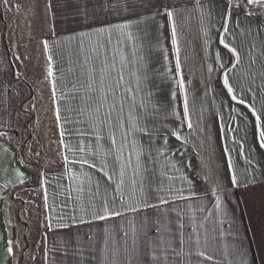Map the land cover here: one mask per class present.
<instances>
[{"label":"crops","instance_id":"0c3cea01","mask_svg":"<svg viewBox=\"0 0 264 264\" xmlns=\"http://www.w3.org/2000/svg\"><path fill=\"white\" fill-rule=\"evenodd\" d=\"M238 4L0 0V264H264V149L251 113L222 83L227 74L238 98L264 108V15ZM101 22L129 27L114 32L107 51L97 55L92 46L108 34H78ZM81 40L92 64L85 63ZM4 45L25 84L12 80ZM93 65L97 91L86 105L81 82L87 83ZM185 98L191 128L183 120ZM24 99L28 115L22 122ZM82 157L97 167L74 163ZM121 165L124 204L117 191ZM141 192L151 207H143ZM105 200L121 215L96 219ZM140 221L145 224L136 234L130 222ZM9 240L13 255L6 252ZM197 240L205 257L197 255Z\"/></svg>","mask_w":264,"mask_h":264},{"label":"snow or ice","instance_id":"6c2138e0","mask_svg":"<svg viewBox=\"0 0 264 264\" xmlns=\"http://www.w3.org/2000/svg\"><path fill=\"white\" fill-rule=\"evenodd\" d=\"M228 4L229 7L232 6V0H228ZM243 4H247V5H259L260 7H264V0H241V4H238L237 7H241ZM165 15L168 17L169 22L173 21V12L171 10H165ZM84 19H87V14H85ZM95 18L93 17V22H94ZM227 24H228V17L226 16L225 18V24H224V31L226 32L227 29ZM129 27V25L127 23H121V24H104L103 22H101V24L97 27H90L89 26V30L88 31H82L80 32L78 35L83 38V37H91L93 34L96 35L98 38L102 37L105 33L108 34L107 39L106 40H100L98 39L96 44H94L91 48V52L95 53L97 55H99V52L101 49H104L105 51H107V44L111 43V38L114 32L116 31H123L124 29H127ZM75 38V37H72ZM129 39H131V36L128 37ZM119 39V38H118ZM171 39H172V44L173 46L176 45L177 42V38H176V31H175V26L173 24L172 27V33H171ZM220 43L224 44L225 48H229V50L237 56V60H238V53L236 52L235 48H230V46L225 43V40L223 38V35H221L220 38ZM44 48L45 51H48V43L47 41H44ZM79 49L80 52L84 55L85 57V63L86 64H92L93 62V56L89 53L85 51V45L83 43V40H81V42L79 43ZM51 60L52 57L49 56V66H48V76L51 77L53 75V71H52V64H51ZM112 67H115V65L113 64ZM233 67H235V65H233ZM95 67L94 65L92 67L89 68L88 70V75H87V83H83V87H82V91L84 92V95L82 97L83 102L86 105H91L93 103V93L97 91V88L95 87V79L93 77V73L95 72ZM175 71L176 73L179 75L181 73V65L179 62V59L177 58V62H176V66H175ZM229 71H231V69H229ZM120 80H123V77L120 76ZM223 87L227 90L228 95L231 96V99L233 101H237L238 104L240 105H244L248 111L251 113V116L254 118V127H255V131H256V142L258 144V146L261 149H264V116L261 115V111H264V108L261 109V111H258L256 109V107L250 103H248L247 101H245L242 97L238 98L235 94H234V89L232 88V86L230 85L229 82V77L227 74L224 75L223 80ZM65 87H67V85H65ZM76 85L73 84V88H75ZM179 88L181 93H183L184 91V81L183 79H181L179 81ZM52 96H53V101L55 102L56 100V94H57V88H56V84L53 83L52 85ZM99 91L101 93L104 92V86H103V78H101L100 81V88ZM131 91V90H129ZM173 96H175V92L173 93ZM72 99H76V96H73ZM103 105H99L98 107L95 108V111L98 113L99 112V108L102 107ZM143 106V105H141ZM70 111L72 110L71 108L69 109ZM233 111H235V109H233ZM81 115L84 114V109L80 110ZM56 117H57V121L59 122L61 119L60 116V108L59 105H57L56 108ZM109 122H110V116L108 117ZM183 120L188 122V127L191 128V122L189 119V108H188V104H187V99L185 98V102H184V109H183ZM120 127H125L124 123L121 122ZM140 131H144V129H138ZM129 131H131V127L129 128ZM63 135V133H62ZM172 136L176 137L177 139H179L180 137L177 135V132L175 130L172 131L171 133ZM101 137L97 136V144L99 143ZM126 139V136H125ZM112 145L115 146V139H112ZM126 147V145H121V155H122V150L123 148ZM79 151L83 152L85 151L84 147H81L79 149ZM227 151V150H226ZM65 160H67V157H65ZM74 163H79L81 165L87 164L89 166V168H96L97 165L94 161L89 160L86 157H82L81 159H79L78 161H74ZM231 167V165H230ZM136 168H139V164L136 165ZM106 169V165L105 164H101L99 170L103 173L104 177H107L109 181L112 180L113 176L112 174H110ZM125 171H124V166L121 165V170H120V183L117 184V191L120 192V201L121 204L125 203V195L121 190L122 185H123V177H124ZM135 174V169H134V173ZM91 182V181H89ZM232 183L236 184V177L235 175L232 176ZM133 185H135V181L133 180ZM98 188H99V182H97V195L98 193ZM81 191H83V189H81ZM162 191V189H161ZM141 195L144 196V200L142 202L143 207H151L152 205L148 204L147 202V195L144 192H141ZM158 199L160 200L161 204H165L167 203V201L162 198V197H158ZM219 207V205H217ZM129 211H133L135 212L136 209L134 207L129 206L128 208ZM103 215L100 214H96L95 218L96 219H100V220H105L107 219L109 216H120L121 213L119 211L114 210L112 207L109 206L107 200L104 201V206H103ZM145 221H140L139 224H133L132 222H130V226L132 228V231L136 234H139L141 228L144 226ZM181 227H183V225H181ZM159 230V229H157ZM127 235V233H126ZM7 243V247H6V252L8 253V255H13L14 253V248H15V242L12 240H9L6 242ZM185 244V242L183 240H181V245L183 246ZM188 245H189V249L191 250L192 247V241H191V237L189 238L188 241ZM196 248H197V255L200 257H205V252L204 251H200L199 250V241H196ZM181 252H183V247L181 248ZM116 253L113 252V256H115ZM208 260L213 259V257L211 255H207L206 257ZM153 259H156L155 257H153ZM113 264H115V261H113ZM135 264V262H134ZM158 264V261H157ZM241 264H243V260H241Z\"/></svg>","mask_w":264,"mask_h":264},{"label":"trees","instance_id":"16d2710c","mask_svg":"<svg viewBox=\"0 0 264 264\" xmlns=\"http://www.w3.org/2000/svg\"><path fill=\"white\" fill-rule=\"evenodd\" d=\"M246 10L248 12H255V11L258 10L259 13H261L262 15H264V7H260L259 5H247ZM1 18H2V13H1V9H0V19ZM4 47H5L6 57H7L6 58L7 59V64H8V67L10 69V74H11L12 80L14 82H16V83L25 84V82L23 80L16 78L15 73H14V69H13V66H12V63L10 61V57H9V53H8L7 47L5 45H4ZM27 99H30V90H29V96H28ZM21 108H22V104L20 105L19 111L21 110Z\"/></svg>","mask_w":264,"mask_h":264},{"label":"rangeland","instance_id":"374dc122","mask_svg":"<svg viewBox=\"0 0 264 264\" xmlns=\"http://www.w3.org/2000/svg\"><path fill=\"white\" fill-rule=\"evenodd\" d=\"M236 1H238V3L239 4H241V0H232V3H235ZM246 7H247V4H243L242 6H241V8H242V10H244V11H246V12H248L247 10H246ZM253 13H259L258 12V10L257 11H255V12H253ZM261 14V13H260ZM39 54H40V52H39ZM41 55V54H40ZM42 57V56H41ZM32 79H35V78H32ZM28 95H29V93H28ZM28 98V97H27ZM26 100L27 99H24L23 101H22V108H21V110L19 111L20 112V116L22 117V122H23V120H27V115H28V111L24 108V103L26 102ZM25 101V102H24ZM26 259V258H25ZM155 261V260H154ZM137 262H139V261H137ZM137 262H135V263H137ZM157 262V261H156ZM155 262H152L151 261V263H149V264H154ZM138 264H145V263H142V262H139Z\"/></svg>","mask_w":264,"mask_h":264}]
</instances>
